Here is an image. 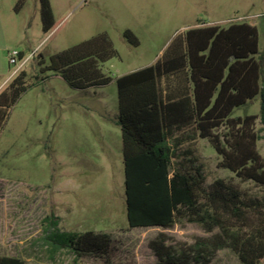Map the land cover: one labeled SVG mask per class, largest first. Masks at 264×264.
I'll return each mask as SVG.
<instances>
[{
  "label": "rangeland",
  "instance_id": "rangeland-1",
  "mask_svg": "<svg viewBox=\"0 0 264 264\" xmlns=\"http://www.w3.org/2000/svg\"><path fill=\"white\" fill-rule=\"evenodd\" d=\"M42 2L0 0L3 77L16 70L8 67L12 51L26 55L20 71L34 76L42 68L41 56L48 65L52 56L102 34L109 36L118 56L102 64L104 74L113 78L109 85L75 90L55 72H46V79L10 111L0 129V173L13 184L11 215L9 221L0 219V240L8 235L10 246L0 243V257H20L25 264H158L149 244L160 234L180 250L218 233V229L206 233L186 220L169 229L129 227L122 137L114 123L119 113L116 79L153 65L202 23L222 28L252 24L258 28L263 51L264 0H48L53 23L48 33L43 30ZM127 30L138 39L137 46L124 38ZM259 111L256 99L235 110L234 116L259 115ZM255 129H262L259 121ZM257 148L264 159L263 139ZM221 160L208 140L199 139L181 147L174 164L190 171L202 168L207 188L217 179L234 184L244 197L259 202L258 212L264 218V186L237 178L220 166ZM51 214L60 219L59 229L64 232L110 235L114 246L110 259H76L63 251L51 260L47 249L36 243L44 236V220ZM210 264L241 262L231 249H223Z\"/></svg>",
  "mask_w": 264,
  "mask_h": 264
},
{
  "label": "trees",
  "instance_id": "trees-1",
  "mask_svg": "<svg viewBox=\"0 0 264 264\" xmlns=\"http://www.w3.org/2000/svg\"><path fill=\"white\" fill-rule=\"evenodd\" d=\"M42 17L48 33L53 26L48 0L42 2ZM124 38L139 44L130 30ZM117 56L106 34L52 56L48 65L41 56L38 75L21 70L0 93V129L21 97L46 79L44 73L55 72L75 90L104 87L113 78L104 74L102 64ZM24 57L21 52L20 59ZM204 59L207 67L202 72ZM116 85L115 124L122 137L129 227L169 229L186 220L206 233L219 231L180 250L160 234L149 244L158 264H210L223 249H231L241 264H260L264 218L258 212L259 202L247 199L223 179L207 188L202 168L190 171L174 164L181 147L206 139L221 157V167L242 181L264 186V159L257 148L264 140L260 134L264 133V50L260 51L258 28L241 23L227 29L190 30L156 63L117 78ZM256 99L259 115L234 116L235 110ZM257 121L262 125L259 131ZM59 221L54 214L46 217L44 236L36 242L47 249L51 260L63 251L76 259H110L114 252L110 235L64 232ZM0 264L25 261L0 257Z\"/></svg>",
  "mask_w": 264,
  "mask_h": 264
},
{
  "label": "crops",
  "instance_id": "crops-1",
  "mask_svg": "<svg viewBox=\"0 0 264 264\" xmlns=\"http://www.w3.org/2000/svg\"><path fill=\"white\" fill-rule=\"evenodd\" d=\"M241 23H245V22H240V23L238 22V23H232V24H241ZM250 25H252V24H250ZM215 26H218V25H214V24H203L202 23V24H199L198 25V29L199 30H204V29H207V28H210V27H215ZM218 27H220V26H218ZM228 27H225V28L220 27V28L227 29ZM204 54H207V53H204ZM205 63H206V59L202 60L201 66H200V68H201L200 70L202 72L204 70H206V67L207 66H206ZM8 67H9V69L12 68V66L9 65V62H8ZM5 70H6V64H3L2 65V61L0 59V77H3L5 75V72H6ZM12 74H13V71H12V73H10L9 75H7L6 77H3L4 78L3 80H0V93L6 88V86L8 85V83L14 77ZM127 74H129V73H127ZM127 74H124V75H127ZM124 75H121L120 77H122ZM118 115H119V113H118ZM117 118H118V116L115 118V122L114 123H116ZM12 185L13 184H12L11 180L10 179L8 180V178L5 177L4 174H1L0 173V219H6L7 221H9L10 215H11L10 214L11 213L10 212V197H11V188H12ZM23 197L25 199V194H23ZM0 243H2V246L5 245L6 247H9L10 246V238L8 237V235H7V237H4L3 240H0ZM23 243H25V242H22V244ZM19 244H21V242ZM2 257H6V256H2Z\"/></svg>",
  "mask_w": 264,
  "mask_h": 264
},
{
  "label": "built area",
  "instance_id": "built-area-1",
  "mask_svg": "<svg viewBox=\"0 0 264 264\" xmlns=\"http://www.w3.org/2000/svg\"><path fill=\"white\" fill-rule=\"evenodd\" d=\"M34 52L30 55L33 56ZM21 56V52L19 51H12L11 53H9V65L12 67H15V71L13 72V76H15L21 68L24 67V65L26 64V57H24L23 59H20Z\"/></svg>",
  "mask_w": 264,
  "mask_h": 264
}]
</instances>
